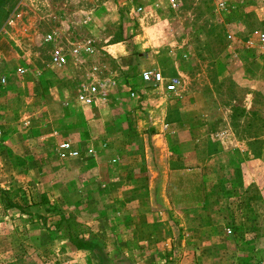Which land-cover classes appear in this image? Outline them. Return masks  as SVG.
<instances>
[{
    "label": "rangeland",
    "instance_id": "1",
    "mask_svg": "<svg viewBox=\"0 0 264 264\" xmlns=\"http://www.w3.org/2000/svg\"><path fill=\"white\" fill-rule=\"evenodd\" d=\"M173 1L0 0V190L21 209L0 205V264H264V0ZM46 33L54 34L48 44ZM82 39L94 56L53 65L54 46L67 52ZM130 53L165 61L174 73L159 72L177 76L178 86L168 91L143 84L137 68L122 71L119 59ZM89 84L98 97L90 106L118 113L107 140L76 100ZM135 92L164 100L172 123L181 110L199 111L170 129L163 151L168 182L181 177L179 185L163 188L157 174L147 201L131 197L145 185L133 176H145L146 158L163 156L137 133L142 117L119 113L117 97ZM116 130L125 131L121 142ZM104 174L122 178L117 189L101 183ZM140 203L155 214L130 215ZM59 214L81 226L89 248H74L53 227Z\"/></svg>",
    "mask_w": 264,
    "mask_h": 264
},
{
    "label": "crops",
    "instance_id": "2",
    "mask_svg": "<svg viewBox=\"0 0 264 264\" xmlns=\"http://www.w3.org/2000/svg\"><path fill=\"white\" fill-rule=\"evenodd\" d=\"M88 17V16H87ZM89 19V18H88ZM124 52H126L125 50H121V54ZM229 52V51H228ZM127 53V52H126ZM124 53V54H126ZM231 54L235 55L234 52H231ZM149 56V55H148ZM119 64L121 65V70L123 71L124 69L130 70V69H139L142 71L145 70H156V71H167L166 76L168 75V73L172 74L174 73V71L172 70L171 67H169V65H167L165 63V61L162 60V62L159 60V58H157V61L154 60L153 63H150L148 61H142L139 62V59L133 55L127 54L126 57H123L121 59H119ZM176 70V69H175ZM176 74L181 73L180 71L176 70L175 71ZM164 78V77H163ZM176 78L179 80V78L177 76H171V77H166L164 78V81H167L169 79H173ZM135 80V79H134ZM136 81V80H135ZM143 83V82H142ZM143 84H147V83H143ZM150 85V84H149ZM135 95L131 98H129L127 95H121L117 97V104L121 107V111L119 112L121 115H125V117L123 118H127L129 119V115L131 114L132 117L130 118H136L138 119L139 117L143 118L141 121L138 122V126L136 130L137 133L142 134L141 136H143V140H147V141H154L153 144L155 146H157L159 148V153L160 155L163 156V160H158V161H151V159L146 158V160L143 162L142 164V168L145 169V176H137L134 175V179L138 178V180H132V182H134V184H140V177H144L142 178L144 180V184L145 185H139V187L133 188V192L135 191V194H133V192H131V197L132 198H139V200H149L151 198L152 195V191H151V185L154 181V179L156 178L157 174L162 173L161 178L163 177L164 179H161L160 181L163 182V188L164 185L167 184L168 186H176L179 185V182L181 180V177H178V179L176 180L175 183L172 182H168L169 179H167L166 176H170L171 172H173L172 168L170 167V163L169 160H166L167 155L164 154V150L166 149V144L167 141L169 139V131L171 128L175 127L177 128L178 124L181 125L183 124V120L184 118L187 119L189 117H193L195 115H198L197 113H199V111H196L195 114L189 115L187 112H183L182 110L180 111L179 114V122H175L172 123L170 120H168V117L170 115L169 112V108L166 104V102L164 100L159 99L158 101H156L154 98H149V97H140L138 96L139 94H137V92L134 93ZM137 104H143L147 107H143V108H138L136 105ZM149 104V105H148ZM160 105L159 108L157 110H153L152 111V107L154 105ZM83 105V104H81ZM101 107V111L98 112L96 108H94L93 106H87V105H83V114H84V119L87 122L88 126L91 127L93 129L97 127V120L100 121V132H103V134H100L102 139H106L105 137V133L106 135H108L107 131H108V119H111L112 115H114L115 112L112 111V113L110 111H106L108 108V106L106 104H101L100 106H98V108ZM128 107L134 108V110L127 112L128 111ZM136 107V109H135ZM155 107V106H154ZM125 108V109H123ZM147 108V110H146ZM105 109V110H103ZM126 110V111H124ZM140 110H144L145 113H140ZM111 113V114H110ZM118 113L116 112L115 115H117ZM184 126V125H183ZM184 129H187V127H183ZM123 129V128H120ZM199 127H195L194 131H198ZM181 130V129H179ZM117 131V135L124 134V130ZM120 134V135H121ZM167 134V135H166ZM220 134H231L230 132H223ZM122 139H124V136L121 135V140L117 141V142H121ZM107 140V139H106ZM104 143L108 144L107 141H105ZM237 144V143H236ZM117 146V145H116ZM193 155L195 156L196 153H193ZM188 157V156H187ZM161 158V157H160ZM117 168H119V162H115L114 163ZM114 164L110 165L109 163L107 164V168L110 166H115ZM185 167H189L186 170L190 169V167H195L196 161H194L191 164H183ZM134 167V166H133ZM177 171H181L180 169ZM102 182V184L105 183V185L110 182L114 184V187L117 189L119 184H121V180L122 178L117 176V175H101L99 178ZM114 194H112L111 197H115V199L118 198V195L120 194V190H118L117 192H113ZM159 214L165 213V210L162 211H158ZM130 215H135V216H141V215H153L155 214L154 211L151 208H148L147 206H144L142 203H140V205L133 207L132 210H130L129 212ZM101 223V222H100ZM89 225V224H86ZM93 225H96V222H94Z\"/></svg>",
    "mask_w": 264,
    "mask_h": 264
},
{
    "label": "built area",
    "instance_id": "3",
    "mask_svg": "<svg viewBox=\"0 0 264 264\" xmlns=\"http://www.w3.org/2000/svg\"><path fill=\"white\" fill-rule=\"evenodd\" d=\"M168 2L173 6V0H168ZM219 7H222V4H219ZM141 7L136 8V12H141ZM88 20L86 17L85 22ZM54 40L53 33H46L41 38V42L44 44H48ZM258 40L261 44L264 43V34H260ZM94 48L92 46V42L89 39H82L80 41H76L75 43H71L70 48L67 52H64L60 47L54 46L50 51V57L52 63L55 67L60 68L65 66L68 62L72 65L76 66L81 63V59L83 57H92L94 56ZM91 74L94 75L99 71L98 66L90 67ZM26 72L25 68H21L18 70L19 75H24ZM141 81L143 83L150 84L152 86H164V88L168 91L174 90L178 84L179 80L176 78L169 79L166 82L162 77L161 73L156 70H145L140 74ZM4 80L1 79V82ZM133 95V93L131 94ZM97 90L93 84H89L87 87H84L81 91L78 92L76 100L80 104L83 105H93V103L97 100ZM1 138V137H0ZM59 148L66 152L69 157H77L78 153L76 150L72 149L68 142H63L59 145Z\"/></svg>",
    "mask_w": 264,
    "mask_h": 264
},
{
    "label": "trees",
    "instance_id": "4",
    "mask_svg": "<svg viewBox=\"0 0 264 264\" xmlns=\"http://www.w3.org/2000/svg\"><path fill=\"white\" fill-rule=\"evenodd\" d=\"M13 198V194L10 195L5 190H0V205L4 210L10 208H18L17 204L13 202ZM47 204L48 202L46 201L44 195H41L39 199V206H44ZM18 209L21 210L20 208ZM47 212H49V210H47ZM75 226L76 228H74L73 220H71L70 218H64L62 214H59L58 219L53 223V227L62 231L67 237V240L71 243L74 248L82 250L89 248L90 245L88 239H84L81 236L83 234V231L79 230L80 233H78L80 236L78 235V233H76L81 226L78 224H75Z\"/></svg>",
    "mask_w": 264,
    "mask_h": 264
}]
</instances>
